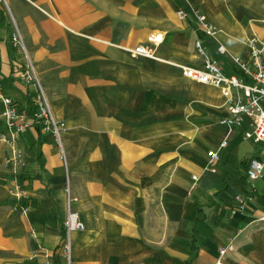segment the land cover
<instances>
[{
    "label": "crops",
    "instance_id": "1",
    "mask_svg": "<svg viewBox=\"0 0 264 264\" xmlns=\"http://www.w3.org/2000/svg\"><path fill=\"white\" fill-rule=\"evenodd\" d=\"M195 9L217 26L218 41L198 32ZM0 10L2 92L22 112L34 107V88L20 77L26 57L12 41L17 27L66 123L67 152L65 165L38 127L21 136L27 165L17 170L33 196L22 214L0 141V264H44V249L64 264L68 188L86 225L72 234L76 264H264V182L256 202L232 212L257 152L248 123L221 125L229 114L221 90L182 70L203 65L201 41L235 74L231 57L249 59L248 40H264V0H4ZM152 34L164 36L156 58L135 55ZM3 111L0 101V133ZM209 151L220 155L213 165Z\"/></svg>",
    "mask_w": 264,
    "mask_h": 264
},
{
    "label": "built area",
    "instance_id": "2",
    "mask_svg": "<svg viewBox=\"0 0 264 264\" xmlns=\"http://www.w3.org/2000/svg\"><path fill=\"white\" fill-rule=\"evenodd\" d=\"M4 0H0L3 2ZM196 27L203 37L218 41L220 31L208 16L199 9H195ZM178 17L187 19L188 14L180 9ZM14 47L26 57V63L21 71V79L27 85L34 88V107L27 112L20 111L17 103L2 92L0 83V101L4 105L3 119L4 130L0 133V141L10 149V154L4 159L6 167L14 168L11 178L10 193L16 196L20 207H16L22 214L31 212L33 196L25 186L19 169H24L27 165L26 153L20 147L21 136L29 129L38 127L43 133L50 134L58 149L60 157L67 165V152L64 143V132L66 123L59 120L52 109L46 91L37 75L36 65L30 58L24 39L17 27L12 35ZM164 41L162 34H152L148 37V45H138L133 49V53L140 57L154 59L155 50ZM197 50L203 58L201 67L183 66L184 75L197 83L210 85L219 90L227 100L228 116L224 117L221 125L230 129L243 127L248 123L250 128L246 138L252 140L256 145V154L247 162L246 178L247 193L234 197L235 207L233 213L245 212L251 203L256 202L260 194L259 183L264 182V40L258 36L250 38L247 46L250 50V58L240 56L231 57L235 74L227 75L219 60L211 57L201 41H198ZM217 51L221 55L227 54V49L222 43L217 44ZM228 141H223L221 147H227ZM209 163L213 165L220 160L217 151H209ZM196 178V177H195ZM67 219L65 223V237L59 249V255L64 264H76L73 258L72 234L76 231L84 230L86 225L82 221L79 213L72 208L76 200L71 196L70 189H67ZM264 222V215L259 218ZM233 250L230 245L221 249V256L227 251ZM46 260L44 264H59V256L53 251L44 249ZM37 253H34V257ZM217 264H223L218 261Z\"/></svg>",
    "mask_w": 264,
    "mask_h": 264
},
{
    "label": "trees",
    "instance_id": "3",
    "mask_svg": "<svg viewBox=\"0 0 264 264\" xmlns=\"http://www.w3.org/2000/svg\"><path fill=\"white\" fill-rule=\"evenodd\" d=\"M3 21V11L0 10V22Z\"/></svg>",
    "mask_w": 264,
    "mask_h": 264
}]
</instances>
